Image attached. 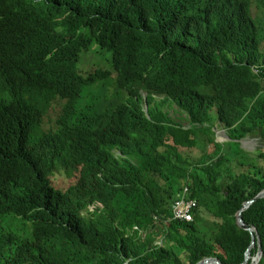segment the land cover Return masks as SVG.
Listing matches in <instances>:
<instances>
[{
  "label": "trees",
  "instance_id": "obj_1",
  "mask_svg": "<svg viewBox=\"0 0 264 264\" xmlns=\"http://www.w3.org/2000/svg\"><path fill=\"white\" fill-rule=\"evenodd\" d=\"M263 22L264 0H0V264L244 262L236 214L264 190V151L239 141L264 139ZM186 186L194 220L173 221ZM242 217L264 264V199Z\"/></svg>",
  "mask_w": 264,
  "mask_h": 264
},
{
  "label": "rangeland",
  "instance_id": "obj_2",
  "mask_svg": "<svg viewBox=\"0 0 264 264\" xmlns=\"http://www.w3.org/2000/svg\"><path fill=\"white\" fill-rule=\"evenodd\" d=\"M264 25V22H263ZM87 57L92 60V61H99V58L96 54L94 53H88L86 54ZM115 81L110 82L105 89L103 90V93H105L106 91L108 92V97L110 96L111 99H114V96L116 94V88H115ZM63 106V102L57 101L54 102L53 104H49L46 107L49 108L48 113H47V118L49 120V122L53 121L56 116L59 114V112L61 111V108ZM166 111H169L172 119L180 124L181 126H183L185 129L189 128V122H188V118L186 115H184L181 111H179V109L177 108L176 105H171V107H165ZM215 132L217 130H222L223 128L215 123ZM213 130V131H214ZM214 132V134L212 135V144H220L221 146L226 144L229 145L230 143V139L227 137V132L225 131L227 136H216V133ZM246 140L247 143H255L257 144V148L256 149H252L246 145H242L241 147L244 148L247 151H251L254 153H257L258 151H264V139L259 135V134H251V135H247L245 136L242 140H240L241 142H244ZM231 147V146H230ZM194 155L193 158H196L197 156H199V151L198 150H194L193 153ZM235 158V157H233ZM239 160V159H238ZM233 168H239V166L237 165V163L235 162L233 165ZM60 179H63V183L60 185L61 186H66L71 180L72 177L67 176V175H63L60 177ZM203 211V210H202ZM201 214H204V212H201ZM205 217L207 219H209V215L206 214ZM211 218V217H210ZM2 222V220H1ZM5 227L7 229V232H16L22 236H28L29 235V231L31 230V223H23L20 220L18 221H14L11 218L5 221Z\"/></svg>",
  "mask_w": 264,
  "mask_h": 264
},
{
  "label": "water",
  "instance_id": "obj_3",
  "mask_svg": "<svg viewBox=\"0 0 264 264\" xmlns=\"http://www.w3.org/2000/svg\"><path fill=\"white\" fill-rule=\"evenodd\" d=\"M217 131H220V133L222 135L227 136L224 129L217 130ZM214 132H215V130H214ZM239 143L241 146L244 145V142L239 141ZM260 199H264V190H262L259 194H257L253 199L244 202L242 207L238 210V212L236 214L237 226L240 229L249 232L250 236H251V244L248 247V249L246 250L244 262H242L241 264H249V263L254 264L255 263L254 258L256 259L255 264H258L261 257H262V251H261V247H260V238H259L258 232H257L255 227H251V226H248L247 224H245L243 217H242V213L245 210H247L248 208H250V206H252L255 202H257ZM255 248H257V252H256V255L253 256L252 251ZM124 264H128V263L126 262ZM196 264H223V263H221L220 260H218L217 258L209 257V258H204V259L198 261Z\"/></svg>",
  "mask_w": 264,
  "mask_h": 264
},
{
  "label": "built area",
  "instance_id": "obj_4",
  "mask_svg": "<svg viewBox=\"0 0 264 264\" xmlns=\"http://www.w3.org/2000/svg\"><path fill=\"white\" fill-rule=\"evenodd\" d=\"M189 195L190 190L187 186L177 195L171 206V220L179 222H192L194 220L195 210L198 204L197 201ZM164 221L167 223L170 221V218Z\"/></svg>",
  "mask_w": 264,
  "mask_h": 264
},
{
  "label": "bare ground",
  "instance_id": "obj_5",
  "mask_svg": "<svg viewBox=\"0 0 264 264\" xmlns=\"http://www.w3.org/2000/svg\"><path fill=\"white\" fill-rule=\"evenodd\" d=\"M215 133H216V136H222V134L220 133V131H216ZM244 145H246V146H248V147H250L252 149H256L257 148V144H255V143H247L246 140L244 141ZM254 262L256 263V259L255 258H254Z\"/></svg>",
  "mask_w": 264,
  "mask_h": 264
},
{
  "label": "clouds",
  "instance_id": "obj_6",
  "mask_svg": "<svg viewBox=\"0 0 264 264\" xmlns=\"http://www.w3.org/2000/svg\"><path fill=\"white\" fill-rule=\"evenodd\" d=\"M44 3V2H43ZM42 3V4H43ZM42 4H41V7L40 8H42ZM77 38H79V37H76L75 39H77ZM71 42H73V38L69 41V43H71ZM62 47H60V48H57V50H56V52L57 51H59L60 49H61ZM126 263V262H125ZM128 263V262H127ZM129 264V263H128ZM250 264V263H249Z\"/></svg>",
  "mask_w": 264,
  "mask_h": 264
}]
</instances>
